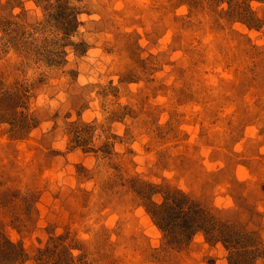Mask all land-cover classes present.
<instances>
[{"label": "clouds", "instance_id": "clouds-1", "mask_svg": "<svg viewBox=\"0 0 264 264\" xmlns=\"http://www.w3.org/2000/svg\"><path fill=\"white\" fill-rule=\"evenodd\" d=\"M170 2L0 0V264H264V225L181 190L155 159L145 83L120 82L146 75L126 34L145 59L137 25L150 38L147 21ZM240 2V22L261 27L264 0ZM175 194L198 207L197 224L162 226Z\"/></svg>", "mask_w": 264, "mask_h": 264}, {"label": "rangeland", "instance_id": "rangeland-1", "mask_svg": "<svg viewBox=\"0 0 264 264\" xmlns=\"http://www.w3.org/2000/svg\"><path fill=\"white\" fill-rule=\"evenodd\" d=\"M162 7L163 17L147 21L150 38L137 25L135 35L150 49L145 59L126 34L129 58L146 75L128 72L120 81L145 83L139 104L159 149L155 159L167 160L182 176L177 186L202 206H235L242 223L264 225V24L241 23L247 5L240 0H174ZM164 176L174 173L165 169ZM144 235L155 241L158 228Z\"/></svg>", "mask_w": 264, "mask_h": 264}, {"label": "trees", "instance_id": "trees-1", "mask_svg": "<svg viewBox=\"0 0 264 264\" xmlns=\"http://www.w3.org/2000/svg\"><path fill=\"white\" fill-rule=\"evenodd\" d=\"M186 207L190 213L185 211ZM199 212L200 210L196 205L189 203L186 198L179 194H175L171 197V203H166L156 214L162 226L173 229L188 228L197 224L201 220Z\"/></svg>", "mask_w": 264, "mask_h": 264}]
</instances>
